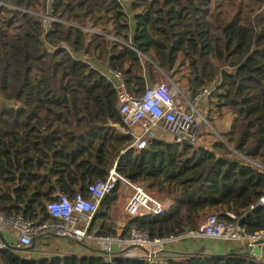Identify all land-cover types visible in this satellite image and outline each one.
<instances>
[{"label": "trees", "instance_id": "obj_1", "mask_svg": "<svg viewBox=\"0 0 264 264\" xmlns=\"http://www.w3.org/2000/svg\"><path fill=\"white\" fill-rule=\"evenodd\" d=\"M51 1L62 22L45 30L38 14L50 0H0V211L49 219L52 193L87 196L89 185L116 167L176 200L164 214L139 216L128 228L166 236L217 214L234 216L250 233L264 232L258 204L264 195V0H135L133 23L118 0ZM129 42L149 60L142 62ZM86 52L99 65L124 71L136 95L160 82L161 71L190 98L213 87L201 104L209 123L202 125L203 143L155 138L128 149L133 136L121 130L116 89L82 61ZM226 117L228 128L221 122ZM117 198L118 191L108 195L95 218L107 221ZM200 243L169 252L165 264H264L245 244L218 253ZM28 252L1 249L0 264H108L95 255ZM113 259L146 264L121 253Z\"/></svg>", "mask_w": 264, "mask_h": 264}, {"label": "built area", "instance_id": "obj_2", "mask_svg": "<svg viewBox=\"0 0 264 264\" xmlns=\"http://www.w3.org/2000/svg\"><path fill=\"white\" fill-rule=\"evenodd\" d=\"M134 1L118 0L130 22L133 19ZM38 15L42 17L45 30L51 29L55 22H62L55 16L51 0L46 9ZM85 28L91 33H100L91 27ZM109 37L119 40L114 36ZM125 44L138 53L142 62L149 60L132 42ZM81 59L99 69L116 89L118 106L125 125L121 130L133 136V142L128 149L140 150L145 148L151 139H167V136L175 143L196 144L202 125L209 124L198 105L213 92V87L207 86L190 98L161 71L160 82L148 85L143 93L136 95L130 90L124 71L109 64L99 65L97 56L90 52L83 53ZM116 191L125 199L118 213L113 216L114 222L118 224L139 216L162 215L175 206L176 202L173 197L157 196L145 186L121 175L116 167H113L106 179L89 185L87 196L78 193L72 199L61 191L52 193L46 206L49 219L29 220L23 215L9 216L0 211V229L3 232L11 231L19 248L26 249L43 237L55 236L81 245L89 253L103 257L108 264H117L113 259L116 253L125 257L142 258L146 264H165L170 258V246L204 239L240 241L247 248L260 244L262 254L253 256L264 263V232L250 233L234 216L229 220L221 219L217 214H210L194 228L158 237H152L136 226L127 228L123 233L93 231L94 219L104 199ZM258 204L264 205V195ZM9 245H12L10 241L0 238V250L10 248Z\"/></svg>", "mask_w": 264, "mask_h": 264}, {"label": "crops", "instance_id": "obj_3", "mask_svg": "<svg viewBox=\"0 0 264 264\" xmlns=\"http://www.w3.org/2000/svg\"><path fill=\"white\" fill-rule=\"evenodd\" d=\"M133 23V21H131ZM135 27L134 24L131 26V32L133 33ZM123 195L118 192V198L115 206L111 209V215L107 221H103L100 219H94L93 225H92V230L93 231H99L102 228L105 229H111L115 233H123L127 230L128 228V223L129 221H124L122 223H115L113 216L114 214H117L118 211L120 210L121 206L124 204L125 199L122 197ZM176 204V202H174ZM125 220V219H124ZM1 231V229H0ZM4 239L10 241V244L17 246L16 245V239L11 233V231H1ZM194 241L189 242V243H181L178 245H172L170 246L169 250L170 252L175 253V252H180L183 249H189L194 247L193 244ZM237 247H244L243 243H237ZM30 249V252L28 254H33V255H80V256H85V255H92L91 253H87L88 250L84 249L81 247V245L73 243L72 241H68L66 239H60L55 236H47L43 237L42 239L38 240L35 242L34 246ZM233 249L232 246H222L217 249L211 248L207 250L209 252H218V253H227ZM28 251V250H26ZM97 256V255H96Z\"/></svg>", "mask_w": 264, "mask_h": 264}, {"label": "rangeland", "instance_id": "obj_4", "mask_svg": "<svg viewBox=\"0 0 264 264\" xmlns=\"http://www.w3.org/2000/svg\"><path fill=\"white\" fill-rule=\"evenodd\" d=\"M162 79V76H160V80ZM149 85H151V84H149ZM204 99V98H203ZM202 99V101L199 103V105H198V107L202 110H204V108H203V105H201L202 104V102L204 101ZM205 102L206 101H204L203 102V104H205ZM204 113V112H203ZM222 122V124H223V126L224 127H226V128H228L229 127V125H230V123H231V118L230 117H226L224 120H222L221 121ZM209 127H211L212 128V131L215 133V135L216 136H218L217 135V133H216V131L214 130V128L210 125ZM219 137V136H218ZM167 139L168 140H171L172 141V139H171V137L170 136H167ZM203 143V141L201 140V138L199 137V139H198V141H197V143L196 144H202ZM207 145H209V144H207ZM231 241H233V242H220V244L218 245V246H214L213 245V243L211 242V240H204V242H201L200 243V241L199 240H195L194 242H193V244H203V246H204V248H208V249H211V248H219V247H222V246H224V245H226V246H233V245H235V244H237L239 241H235V240H231ZM226 243V244H225ZM215 244V243H214ZM87 253H89V251H87ZM92 255H95V254H92ZM98 255H100V254H98ZM96 256V255H95Z\"/></svg>", "mask_w": 264, "mask_h": 264}, {"label": "water", "instance_id": "obj_5", "mask_svg": "<svg viewBox=\"0 0 264 264\" xmlns=\"http://www.w3.org/2000/svg\"><path fill=\"white\" fill-rule=\"evenodd\" d=\"M0 238L3 239V240L5 241V239H4V237H3L1 231H0ZM9 246H10L11 248H13V249H17V248H19V247L14 246V245H9ZM33 246H34V244L31 245L30 247H27V248H32ZM246 252H247V253H251L252 255H255V256H259V255L262 254V247H261L260 244L257 245V246H255L254 248H250V247H248V250H247Z\"/></svg>", "mask_w": 264, "mask_h": 264}]
</instances>
